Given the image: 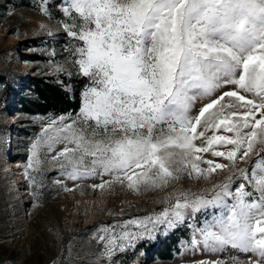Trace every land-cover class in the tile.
Here are the masks:
<instances>
[{
    "label": "snow or ice",
    "instance_id": "1",
    "mask_svg": "<svg viewBox=\"0 0 264 264\" xmlns=\"http://www.w3.org/2000/svg\"><path fill=\"white\" fill-rule=\"evenodd\" d=\"M39 11L57 21L41 28L64 34V63L86 82L75 116L51 118L28 148L33 194L53 169L71 181L100 177L94 190L136 192L229 170L211 197L181 193L155 220L105 226L103 255L191 218V248L230 247L250 254L233 264H264V0H39ZM56 71L67 70L58 63Z\"/></svg>",
    "mask_w": 264,
    "mask_h": 264
},
{
    "label": "rangeland",
    "instance_id": "2",
    "mask_svg": "<svg viewBox=\"0 0 264 264\" xmlns=\"http://www.w3.org/2000/svg\"><path fill=\"white\" fill-rule=\"evenodd\" d=\"M55 2L50 0L51 4ZM53 11L58 17L59 12ZM41 25L58 27L56 20L39 11V0H0V264H198L217 260L233 264L234 259L246 262L250 254H240L230 247L216 254L191 248L193 229L188 225L196 223L191 218L178 227L157 224L152 239L135 240L133 247L126 245L124 251L117 250L111 257L103 255L105 248L98 240L111 231L105 226H116L119 232L125 221L143 222L149 217L155 220L163 209L171 208L181 193H187L189 199L211 197L213 186L227 182L232 175L229 170H217L206 179L181 175L163 188L136 192L119 184L94 190L91 185L100 184V177L71 181L53 169L44 174L45 187L33 194L25 177L28 148L49 120L59 116L27 117L20 111L18 98L30 96L32 76H51L59 82L64 78L67 83H63V88L70 95V81L82 78L64 63V34L50 37ZM58 63L67 71L58 73ZM68 72L73 74L69 76ZM85 82L83 78V87ZM10 88L15 91L12 97L8 95ZM204 158L228 163L208 154ZM255 159L253 154L239 167L248 168ZM40 179L37 175L38 182ZM56 180L70 191L56 184ZM126 230L139 233L143 228L129 224ZM174 235H179L178 252L171 259L159 258L156 248Z\"/></svg>",
    "mask_w": 264,
    "mask_h": 264
},
{
    "label": "trees",
    "instance_id": "3",
    "mask_svg": "<svg viewBox=\"0 0 264 264\" xmlns=\"http://www.w3.org/2000/svg\"><path fill=\"white\" fill-rule=\"evenodd\" d=\"M3 78H0V82ZM63 82L51 76H32L29 78L30 96L18 98L20 111L27 117L32 116H61L66 114L74 115L81 106V91L83 78L70 81L72 95L63 88ZM11 89V88H10ZM8 90L9 97L15 95L14 90ZM179 235H174L162 247L156 248V253L161 259H171L173 254L178 252Z\"/></svg>",
    "mask_w": 264,
    "mask_h": 264
}]
</instances>
